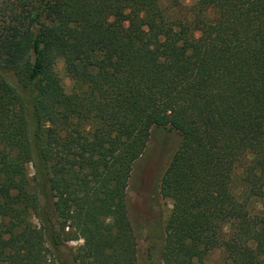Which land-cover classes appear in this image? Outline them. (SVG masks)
<instances>
[{
	"label": "trees",
	"instance_id": "1",
	"mask_svg": "<svg viewBox=\"0 0 264 264\" xmlns=\"http://www.w3.org/2000/svg\"><path fill=\"white\" fill-rule=\"evenodd\" d=\"M181 9L0 0V264H58L79 239L75 264H141L127 190L159 129L180 137L159 264H264V0Z\"/></svg>",
	"mask_w": 264,
	"mask_h": 264
},
{
	"label": "rangeland",
	"instance_id": "2",
	"mask_svg": "<svg viewBox=\"0 0 264 264\" xmlns=\"http://www.w3.org/2000/svg\"><path fill=\"white\" fill-rule=\"evenodd\" d=\"M173 0H167V2ZM183 12H188L197 0H176ZM182 13V11H181ZM56 72L62 80L65 92L70 94L75 89L74 81L65 71L62 59H58L55 65ZM70 129L84 134L92 131L91 122L86 124L77 118H72ZM87 136V135H86ZM177 133H168L165 130L153 131L146 149L136 161L131 172L127 190L129 215L138 239V256L141 264L155 261L159 264V253L164 239L165 224L172 209L171 200L160 193L159 179L165 169L170 156L177 148L179 142ZM79 154L90 156L86 149H77ZM67 170V167L65 168ZM30 176L33 173L32 166H28ZM83 244V240L66 241L62 246L64 260L58 264H75L73 254ZM222 260V252L216 250L209 256L210 264Z\"/></svg>",
	"mask_w": 264,
	"mask_h": 264
}]
</instances>
